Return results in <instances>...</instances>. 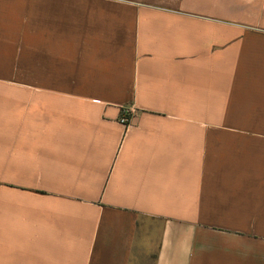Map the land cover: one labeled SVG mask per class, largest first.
Listing matches in <instances>:
<instances>
[{
  "label": "crops",
  "instance_id": "1",
  "mask_svg": "<svg viewBox=\"0 0 264 264\" xmlns=\"http://www.w3.org/2000/svg\"><path fill=\"white\" fill-rule=\"evenodd\" d=\"M0 264H264V0H0Z\"/></svg>",
  "mask_w": 264,
  "mask_h": 264
},
{
  "label": "built area",
  "instance_id": "2",
  "mask_svg": "<svg viewBox=\"0 0 264 264\" xmlns=\"http://www.w3.org/2000/svg\"><path fill=\"white\" fill-rule=\"evenodd\" d=\"M123 120H124V121H126L127 119H126V118H124Z\"/></svg>",
  "mask_w": 264,
  "mask_h": 264
}]
</instances>
